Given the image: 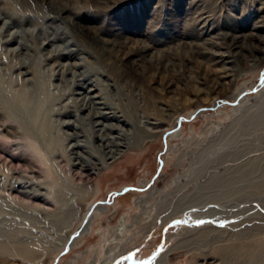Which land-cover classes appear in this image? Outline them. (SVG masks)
<instances>
[{
	"label": "rangeland",
	"instance_id": "374dc122",
	"mask_svg": "<svg viewBox=\"0 0 264 264\" xmlns=\"http://www.w3.org/2000/svg\"><path fill=\"white\" fill-rule=\"evenodd\" d=\"M0 13L15 21L0 35V264H264V0H0ZM16 30L30 50L13 51ZM59 63H85L90 95L137 116V146L108 156L101 139L131 124L80 119Z\"/></svg>",
	"mask_w": 264,
	"mask_h": 264
},
{
	"label": "bare ground",
	"instance_id": "6f19581e",
	"mask_svg": "<svg viewBox=\"0 0 264 264\" xmlns=\"http://www.w3.org/2000/svg\"><path fill=\"white\" fill-rule=\"evenodd\" d=\"M2 15L3 14L0 13V22H3V26L0 28V35H4L7 32H9L10 29L13 28L14 25H15V21H14L13 17L9 18V19H6L4 16L2 17ZM76 25L77 24H75V26ZM77 27L79 29H78V31L76 30V32L78 33V35H81V33L79 32L80 27L78 25H77ZM26 33H29V30H20V31L16 30V31L10 32V34H9L10 38H9V40H7V42H10V41L16 42L17 41L18 44H19L18 45L19 47L15 48V49L13 48L14 49L13 51H18L19 52L24 47H27V49H29V50L31 49V46L28 44V42L25 39V34ZM47 39H48L47 46H50V45L52 46L53 42L55 40H57V38L49 39V37H47ZM99 40H101L103 43L110 44L111 46L115 45L113 40L112 41L111 40H106L104 38H100ZM49 51L52 52L51 50H49ZM56 51H57V49H56ZM69 52H70V50L69 51L68 50H64V48H62V50H61V54H67L68 55ZM13 54H14V52H13ZM51 55L52 54H49V56H51ZM28 64H29L28 58L25 56L24 59H22V62L20 64V66L21 67L22 66L23 67H28ZM59 64L61 66L65 67L64 71L66 72V74L71 72L72 80H70V81H72V85H75L76 87H78V90H83V91H78L76 89L77 90L76 91L74 89V91L72 93L75 96L74 98H72V101H74L79 106V110H81V111L82 110L83 111L84 110L85 111L86 110L89 111L87 115L80 116V119H82V120L86 119V120L92 122V124L94 126L100 125L101 124V119H110V118L121 120L123 122H127V124L128 123L131 124L130 130L128 132L124 131L125 132L123 134L124 137L123 136H119L120 140L122 139L121 142L119 140H116V139L115 140L114 139H110L109 137L101 139V144H103L105 146V147L104 146L103 147H104L105 150H107L106 153H108V156H111V157L115 156L117 154L118 149H119L120 146H126L128 148L137 146L141 142L140 139H138V137L136 138V133H137V131L139 129L137 127H141V124L134 120V118H136L137 116L135 117V115H132L130 113V110L126 109V107H123L121 103L117 104V103H114V102L110 101L109 96L105 95V93L103 94V96L100 95V94L90 95V93H92L93 91H95L97 89V86L99 84H98V82L96 80L88 81L92 77V71L89 70L88 67L85 68V70H83L82 72L78 71L79 67L81 65H85V63H83V64L82 63H66V64L65 63L64 64L63 63H59ZM224 69H225V67H224ZM95 72H97V71H95ZM113 74L116 75V72H113ZM223 83H224V80L222 82H220V84H223ZM87 84H88V86L90 85L91 87H86ZM226 84H227V82H226ZM107 85H109V84H107ZM97 98H99L100 100L98 101ZM62 107H60L59 109H56L55 110V114L58 115V116L70 115V112L65 110V109H63ZM103 109H108L110 111L103 110ZM119 110L121 111V114L119 113ZM79 120H77V122L76 121H71V120L70 121H62L63 125H65V126L67 125L69 127H73V128L76 129V131L73 134H69L70 138H77L84 131L82 126H81V123H80L81 121H79ZM107 127L108 128L109 127L110 128H120L117 125H107ZM146 136H152V135L148 133ZM123 138H124V140H123ZM78 142L79 141H77V143L75 144V147H81V146L85 145V144H81V143H78ZM86 146H88V148H89V145H86ZM85 148H87V147H85ZM34 150L37 151V152H40L38 147H35ZM90 150L88 149L89 153L91 152ZM76 154L79 157H81L83 159H86V157L83 156V154H81L80 152H76ZM64 242H63V244H64Z\"/></svg>",
	"mask_w": 264,
	"mask_h": 264
},
{
	"label": "water",
	"instance_id": "95a60500",
	"mask_svg": "<svg viewBox=\"0 0 264 264\" xmlns=\"http://www.w3.org/2000/svg\"><path fill=\"white\" fill-rule=\"evenodd\" d=\"M163 161L160 159V165L162 166Z\"/></svg>",
	"mask_w": 264,
	"mask_h": 264
}]
</instances>
